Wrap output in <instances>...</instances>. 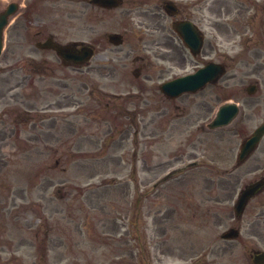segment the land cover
Listing matches in <instances>:
<instances>
[{"label":"rangeland","instance_id":"1","mask_svg":"<svg viewBox=\"0 0 264 264\" xmlns=\"http://www.w3.org/2000/svg\"><path fill=\"white\" fill-rule=\"evenodd\" d=\"M253 23V32L235 24L228 32L244 39V61L234 68L237 88L257 82V92L232 123L212 130L197 102L190 103L197 97L166 100L156 91L171 75L160 76L158 63L146 65L151 77L145 80L134 77L131 56L112 60L115 79L104 84L133 94L118 92L108 109V96H88L85 69L72 72L52 53H36L53 66L28 77L26 53H15L6 33L0 137L9 131L7 123L17 126L26 104L41 116L34 128L24 125L19 136L0 143V264H253L252 253L264 251V190L240 217L234 212L240 189L264 174V137L244 161L237 159L243 139L264 120V14ZM58 34L69 37L64 30ZM229 45L222 48L231 55L240 51ZM15 81L20 84L6 101L3 90ZM244 96L234 97L242 102ZM58 100L68 107L42 112L45 103ZM127 111L139 117L137 128ZM185 118L190 124L180 122ZM229 227L240 234L224 240Z\"/></svg>","mask_w":264,"mask_h":264},{"label":"flooded vegetation","instance_id":"2","mask_svg":"<svg viewBox=\"0 0 264 264\" xmlns=\"http://www.w3.org/2000/svg\"><path fill=\"white\" fill-rule=\"evenodd\" d=\"M10 2H19L20 5L8 28L11 39L17 44L22 41L37 44L53 39L52 32L43 35L46 15H62L72 33V38L66 43L75 51L83 46L93 49V60L87 65L91 75L99 66L96 60L104 58L100 51L109 44V33L115 31L122 34L123 41L128 45L135 43L144 51L139 57L143 62L148 61L144 55L151 53L157 61L169 63L170 67L180 64L185 73L207 62L221 63L229 71L194 92L200 96L214 93L218 100L221 99V90L228 86H231V94L237 92L234 68L244 61L241 60L243 55L240 56L244 50V39L237 41L231 37L228 25L235 24L239 29L253 32V21L259 14H264V0H6L4 3L0 0V6ZM179 30L187 34L186 40ZM77 31L87 32V39H78ZM128 33L133 42L129 41ZM229 38L233 39L230 41ZM224 43L230 44L228 49L239 44L241 51L232 57L222 50ZM191 44L198 49L193 51ZM252 46L253 43L249 45L248 42L245 45L248 48ZM129 53L130 50L126 52ZM259 57L260 54L257 55ZM138 69L140 73L142 64ZM112 71V68L109 69L106 75ZM252 72L259 73L260 70ZM247 101L250 99L243 97V102ZM199 105L202 110L215 108L208 98L201 100Z\"/></svg>","mask_w":264,"mask_h":264},{"label":"water","instance_id":"3","mask_svg":"<svg viewBox=\"0 0 264 264\" xmlns=\"http://www.w3.org/2000/svg\"><path fill=\"white\" fill-rule=\"evenodd\" d=\"M12 11L13 10H5L0 13V51L2 46L3 28L7 20L6 17ZM205 73H206V69H201L193 75L177 78L173 81L166 82L161 85V88L167 95L171 97L176 96L185 90L196 89L203 82V77L205 76ZM236 112H237V108L233 103L222 106L219 109L216 118L213 120L212 123H210L209 127L213 128L227 124L235 116ZM263 133H264V123H262L259 127H257L256 130L253 132L252 136L245 141L240 153V159H243L249 153V151L256 145V143L258 142V140L260 139ZM262 184H264V179L259 180L253 184H250L240 193L235 204V209L237 214H240L243 211L247 200L251 197V195H253L256 192V190ZM237 235H238L237 229L230 228L229 230H227L222 234V237L233 238L236 237ZM253 261L255 264H263L264 253L257 254Z\"/></svg>","mask_w":264,"mask_h":264}]
</instances>
